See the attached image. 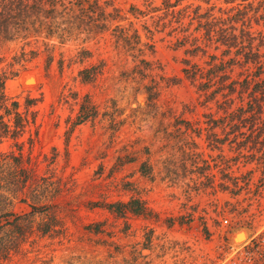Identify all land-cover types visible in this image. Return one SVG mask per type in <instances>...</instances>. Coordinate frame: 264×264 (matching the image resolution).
Returning a JSON list of instances; mask_svg holds the SVG:
<instances>
[{"label": "rangeland", "instance_id": "obj_1", "mask_svg": "<svg viewBox=\"0 0 264 264\" xmlns=\"http://www.w3.org/2000/svg\"><path fill=\"white\" fill-rule=\"evenodd\" d=\"M98 1L121 11L123 20L118 25L128 29L129 35L137 31L141 45H154V53L146 51L142 57L151 62V68L144 72L145 79L134 73L142 58L134 59L107 32L84 44L40 41L38 58L7 82L8 94L22 107L28 97L39 100L34 108L39 136L32 149L25 137L23 155L30 157L40 176L58 184L61 193L55 204L65 232L32 238L35 243L7 264H264L263 165L228 143L219 149L208 147L206 132L201 138L193 137L196 148L185 149V154L178 150L177 140L168 137L176 131L175 118L206 128L203 116L211 112L183 69L188 61L209 70L211 56L222 59L226 48L216 50L211 44L205 55L190 54L195 40L204 46L205 31H197L199 22L218 23V27L232 22L228 26H234L237 35L245 28L253 34L255 48L262 44L264 56V0H180L169 9L164 0ZM20 46L0 47V74L9 70ZM82 48L91 57L79 64L77 53ZM49 57L53 58L50 64ZM60 60L65 62L63 70ZM260 60L264 62V57ZM98 66L102 74L95 82H83L78 76L84 68ZM247 68L256 71L254 65ZM247 68H235L233 77ZM152 81L160 93L155 110L144 89ZM85 96L102 113H115L116 122L123 123L118 132L113 134L108 121L98 118L68 134ZM0 151L16 149L7 142ZM189 153L195 155L197 165L188 160ZM170 161L177 168L175 174H167L175 169L168 165ZM145 162L153 169L154 179L140 173ZM203 162L209 170L204 175L193 173ZM223 175L236 179L235 191L240 192L232 193L234 187ZM206 177L213 181V188L203 186ZM221 184L230 190L220 189ZM133 199L143 201L149 215L121 218L107 209ZM17 211L29 208L19 205ZM95 224H103L104 232L87 229ZM240 232L247 238L236 244Z\"/></svg>", "mask_w": 264, "mask_h": 264}, {"label": "trees", "instance_id": "obj_2", "mask_svg": "<svg viewBox=\"0 0 264 264\" xmlns=\"http://www.w3.org/2000/svg\"><path fill=\"white\" fill-rule=\"evenodd\" d=\"M179 2L180 0L172 4L171 0H164V5L166 9L175 8ZM200 18H206V15ZM121 20L123 17L118 8L111 3L102 4L98 0H0V47L9 43L21 44L9 70L0 74V145L9 142L16 149V152L0 151V264H7L14 257L23 254L28 245L35 243L31 241L34 237L60 236L65 233L63 220L55 204L61 193L58 184L48 177L40 176L30 157L23 155L25 137L28 135L27 144L32 149L39 136L38 116L34 110L39 100L28 97L22 107L16 98L8 94L7 82L18 77L26 64L38 58L36 45L40 41L44 45L50 40H57L60 44H84L110 32L116 44L131 52L134 59L144 57L146 51L154 53V45H141L138 32L134 31L129 35L128 29L118 25ZM231 23L223 22L218 27V23L199 22L197 31H205L204 46L197 44L198 40H195L194 48L189 53L196 55L202 52L205 55L211 44L216 46V50L221 47L226 50L222 59L211 56L209 70L191 65L188 61L183 69L186 80L196 86L201 97H204L203 105L211 110L203 116L206 128L178 117L174 120L176 131L168 137L177 140L178 150L185 154V149L191 151L196 148L193 137L201 138L206 132L208 147L219 149L228 143L237 152H247L246 158L257 161L264 167V62L260 60L264 57L260 52L262 44L255 48L253 34L243 28L237 35V29L228 26ZM232 50H236L233 57L225 60V57L232 54ZM90 57V52L82 48L77 53L76 60L83 64ZM52 61V57L47 59L48 64ZM215 61L219 63L214 64ZM58 64L60 70H63L65 62L60 60ZM151 65V62L142 58L134 73L145 79L147 75L144 72L150 70ZM249 65H254L256 71L251 72V68H247ZM16 66L19 68H15ZM235 68H247L245 73L248 74L241 72L238 78H234ZM101 74L102 67L98 66L84 68L78 76L83 82L92 83ZM171 82L178 83L177 80ZM153 83L152 81L144 89L148 94L149 106L155 110L154 102L158 100L160 93L157 91L158 85ZM213 107L216 108L215 112L212 111ZM98 118L108 121V129L113 134L123 124L116 122L115 113H102L91 98L85 96L76 118L71 121L68 134H72L81 125L94 123ZM164 134L167 135V130H164ZM193 156L195 155L189 153L187 158L197 165ZM126 160L132 162L131 159ZM171 164L173 165L172 161L168 165ZM195 167V174L204 175L209 170L206 162H203L202 167ZM140 173L154 179L153 169L147 162L141 165ZM175 173L176 167L167 171V174ZM206 179L207 183L203 186L213 188V181L209 177ZM222 179L232 183V193L240 192L235 191L239 187L236 179H231L228 175H223ZM261 182H264V177ZM219 188L230 190L224 184L219 185ZM19 205L27 206L29 211H17ZM107 209L121 218L127 214L149 215L146 204L139 199L110 204ZM102 226L103 224H95L87 229L99 234L104 232Z\"/></svg>", "mask_w": 264, "mask_h": 264}, {"label": "bare ground", "instance_id": "obj_3", "mask_svg": "<svg viewBox=\"0 0 264 264\" xmlns=\"http://www.w3.org/2000/svg\"><path fill=\"white\" fill-rule=\"evenodd\" d=\"M246 238H247V234L245 232H243L242 235H239V238L237 239V241H240V240L244 241Z\"/></svg>", "mask_w": 264, "mask_h": 264}, {"label": "water", "instance_id": "obj_4", "mask_svg": "<svg viewBox=\"0 0 264 264\" xmlns=\"http://www.w3.org/2000/svg\"><path fill=\"white\" fill-rule=\"evenodd\" d=\"M243 232L237 234V236L235 237L234 241L236 244H240L241 242H243V240L237 241V239L239 238V235H242Z\"/></svg>", "mask_w": 264, "mask_h": 264}]
</instances>
